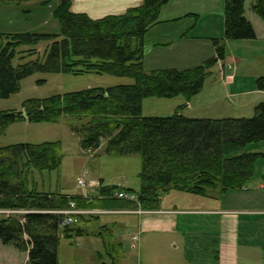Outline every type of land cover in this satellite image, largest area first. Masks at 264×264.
Returning <instances> with one entry per match:
<instances>
[{"label":"trees","instance_id":"trees-1","mask_svg":"<svg viewBox=\"0 0 264 264\" xmlns=\"http://www.w3.org/2000/svg\"><path fill=\"white\" fill-rule=\"evenodd\" d=\"M19 5L29 0H0ZM168 0H143L120 14L93 19L72 12L62 1L53 11L59 34L0 33V98L20 89L23 79L34 73H85L129 77L130 85L95 87L30 98L23 102L24 116L0 111V136L21 119L30 123H58L70 116V130L77 136L81 150L94 151L103 140L108 156L140 157L137 177L140 188L119 189L102 186L94 197L38 191L30 173L57 171L62 162L60 141L21 142L0 147V242L27 253L25 264H58L57 248L61 238L71 239L85 233L92 216H73L62 225L64 210L70 202L76 208H141L156 210L160 198L171 190L199 196L218 197L247 187L254 174V163L264 157L260 152H243L251 143L264 142V101L250 118H189L178 111L166 117L142 115L144 98L183 97L186 101L204 87L210 69L224 59L223 40L255 38L251 23L244 16L245 0H224L223 39H212L215 57L192 68L159 69L146 72L143 67V39L156 23L161 7ZM251 10L264 22V0H251ZM47 42L43 59L13 64L17 48ZM28 51L27 55L35 53ZM25 56H21L23 60ZM256 87L264 89V77ZM133 192L136 199H118L114 191ZM115 199L119 201L115 202ZM25 211L18 215L14 211Z\"/></svg>","mask_w":264,"mask_h":264},{"label":"crops","instance_id":"crops-1","mask_svg":"<svg viewBox=\"0 0 264 264\" xmlns=\"http://www.w3.org/2000/svg\"><path fill=\"white\" fill-rule=\"evenodd\" d=\"M62 1L66 0H57L58 3ZM67 1L72 12L85 13L97 19L120 14L143 0ZM223 10L224 0H168L160 9L158 23L144 35V70H182L213 59L215 44L212 39H223ZM244 16L251 23L255 38L223 40L224 59L210 69L201 92L185 100L184 104L182 98L172 99L170 110L175 111L182 105L178 112L186 117L221 119L241 115L248 111L247 108L264 101V89L257 88L255 83L257 78L264 77V22L252 12L251 0H245ZM187 110L190 114L185 112ZM105 144L103 140L98 149L85 152L94 157ZM30 177L32 186L38 189L37 173H30ZM89 181L93 184L85 193L69 194L50 189L46 192L94 197L102 186L139 189L131 188L125 178L118 181L99 175ZM261 184L262 180L249 181L245 189L230 190L218 197L177 190L175 195H169L173 192L171 190L161 196L158 209L141 214L128 208H92L104 214L91 215L93 218L86 227H92L91 235L68 240L70 244L73 240L84 242L81 247L87 249L92 258L100 256V252L95 250L98 249L97 240H100L99 247L106 248L112 260L121 259L126 244L123 234L118 231L124 223L122 220L104 219L99 225L100 216L128 214L136 219L132 236L138 235L135 247L131 236L130 248L160 251L148 264H264V189ZM166 196H170L169 199ZM184 203H189L188 209L183 208ZM26 261V252L0 242V264H25Z\"/></svg>","mask_w":264,"mask_h":264},{"label":"rangeland","instance_id":"rangeland-1","mask_svg":"<svg viewBox=\"0 0 264 264\" xmlns=\"http://www.w3.org/2000/svg\"><path fill=\"white\" fill-rule=\"evenodd\" d=\"M57 4V0H29L19 5L4 4L0 1V33L59 34V23L53 16V11L57 7ZM47 44V42H40L36 46H19L13 64L17 65L20 62L36 58L43 59ZM30 50H35L36 52L27 55ZM21 56H25L23 60L20 59ZM132 83L133 80L129 77L108 74L85 73L73 75L38 72L23 79L17 93L12 94L8 98H0V111H19L23 102L30 98H46L56 94L88 88L130 85ZM175 98H182V104L185 103L183 97L178 96ZM172 99L174 98H144L142 101L144 116L165 117L173 115L179 108L177 107L175 111L170 110L172 101H174ZM251 101H246V103ZM201 104L204 105L203 103ZM254 109L255 107L247 108L248 111H243L240 113L241 115H234L235 117L231 118H250L254 115ZM185 112L190 114L189 110ZM72 120L73 118L70 116L62 118L58 123H30L21 119L6 127L5 133L0 136V147L21 142L41 143L45 141H60L62 146V162L59 169L57 171H35L37 173L36 181L38 182L39 190H59L69 194L85 193L88 190V186L78 185L77 180L79 177H84L89 182L90 178H98L99 175L118 181L121 178H125L131 188H140V180L137 177L140 170L139 155L108 156L105 154L103 146L102 150L96 152L94 157H91L89 153L79 148L77 136L70 130V125L73 123ZM243 152L264 153V142L248 144L243 148ZM261 177L263 178L261 179ZM256 180L264 181V157L254 163V174L250 183ZM172 191L169 195L177 193L175 190ZM166 197L169 199L170 196ZM182 206L188 209L190 205L189 203H184ZM147 211L152 210H143V212ZM16 212L18 215L26 213L24 210ZM106 215L100 216L99 225L104 219L122 220L124 223L118 231L120 235L123 234L124 243L126 244L123 248L125 253L122 252V256L119 253L121 259L112 260L107 249L99 247L101 244L100 240H97L98 249H95L100 252V256L92 258L89 256V251L81 247L84 242L80 243L78 240H73L70 244L68 239L61 238L57 250L59 264H148L155 260L156 255L160 252L158 250L146 252L140 247L130 248L131 236L134 234V228H136V219L133 218V215ZM88 225L86 223L84 226V236L86 237L91 235L92 231V227L86 228ZM86 237L84 238L87 239ZM167 246L171 250L170 246ZM119 255L116 257H120ZM122 258H126L127 260H122Z\"/></svg>","mask_w":264,"mask_h":264},{"label":"built area","instance_id":"built-area-1","mask_svg":"<svg viewBox=\"0 0 264 264\" xmlns=\"http://www.w3.org/2000/svg\"><path fill=\"white\" fill-rule=\"evenodd\" d=\"M78 184L83 186L85 185V180L83 178H80L78 179ZM264 187V186H262ZM117 196L120 197V198H127L129 200H135L136 199V196L134 194H125L123 192H120V193H117ZM0 212H11V211H8V210H5V211H0ZM16 212V211H14ZM56 213H62L64 215H67V217L64 219V221L62 222V225L64 224H68L72 221H74L75 219H73L72 215H87V214H91V213H104L103 211L101 210H86V209H77L75 207V204L74 203H70V206L68 209H65V210H61V211H55ZM138 213H141L140 210H138ZM137 237L134 236L133 237V240H135Z\"/></svg>","mask_w":264,"mask_h":264},{"label":"water","instance_id":"water-1","mask_svg":"<svg viewBox=\"0 0 264 264\" xmlns=\"http://www.w3.org/2000/svg\"><path fill=\"white\" fill-rule=\"evenodd\" d=\"M12 114H15V115H17V116H24V115H25V113H24L23 110L13 111Z\"/></svg>","mask_w":264,"mask_h":264}]
</instances>
